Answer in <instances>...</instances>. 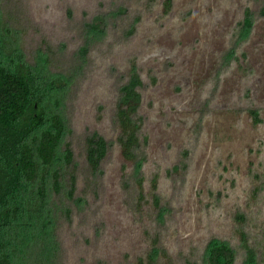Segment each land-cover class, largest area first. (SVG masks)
<instances>
[{
  "label": "rangeland",
  "instance_id": "1",
  "mask_svg": "<svg viewBox=\"0 0 264 264\" xmlns=\"http://www.w3.org/2000/svg\"><path fill=\"white\" fill-rule=\"evenodd\" d=\"M111 1L23 0L38 34L24 32L21 46L30 60L43 41L63 55L49 69L71 74L58 111L70 131L65 141L77 154L92 132L113 142L117 89L136 65L148 138L143 186L149 195L156 179V193L172 210L158 231L126 210L120 180L130 164L113 142L98 199L91 195L84 215L73 207L71 224L60 223L61 264H135L154 240L168 257L159 264L199 262L214 240L229 243L243 264L236 215L245 216L242 227L253 244L264 236V19L257 13L264 0H173L168 14L162 0L149 9L145 0H115L130 12L122 10L118 28L105 32L102 47L93 46L86 66L70 71L81 46L74 28L90 20L98 4ZM245 8L255 12L253 32L237 48V60L223 66ZM131 25L136 30L125 38ZM249 108L258 111L260 124L252 123ZM262 248L256 251L259 264Z\"/></svg>",
  "mask_w": 264,
  "mask_h": 264
},
{
  "label": "trees",
  "instance_id": "2",
  "mask_svg": "<svg viewBox=\"0 0 264 264\" xmlns=\"http://www.w3.org/2000/svg\"><path fill=\"white\" fill-rule=\"evenodd\" d=\"M118 3L122 4L115 0L98 4L92 18L74 28L79 30L81 46L74 52L70 71L86 66L93 46L102 47L105 32L118 28L117 22L124 16L122 10L130 12ZM156 3L157 0H145L144 6L149 9ZM172 5L173 0H162L163 14H168ZM26 12L23 0H0V264H61L60 223L71 224L73 207L84 215L91 195L98 199L96 196L103 190V164L113 142L130 164L129 170L122 167L120 180L126 210L143 224L149 219L150 227L158 231L172 208L170 202L162 203L156 193V179L151 182L149 195L143 186L148 138L141 114L143 81L136 65L131 63L127 78L117 89L111 122L113 142L92 132L84 136L77 154L65 141L70 131L58 111L71 74L50 71L49 66H58L63 55L58 56L49 42L35 44L37 52L31 60L28 58L21 46L23 33L37 37L38 29L26 18ZM257 13L264 19V2ZM254 17L255 12L244 9L230 48L221 57L223 66L237 60L236 50L253 32ZM135 30L131 25L123 36L127 38ZM122 33H117L119 39ZM246 112L254 125L261 123L258 111L249 108ZM245 219L241 213L235 217L243 264H259L256 251L263 246V260L264 236L263 240L256 237L257 243L253 244L242 227ZM155 241L135 264H159L164 259L167 262L168 257L162 250L159 252ZM184 263L237 264V254L229 243L214 240L207 243L199 262L186 258Z\"/></svg>",
  "mask_w": 264,
  "mask_h": 264
}]
</instances>
